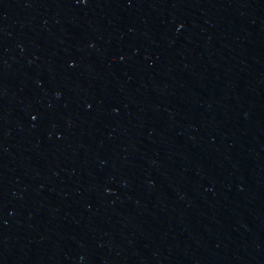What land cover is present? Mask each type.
Instances as JSON below:
<instances>
[{
  "label": "water",
  "instance_id": "obj_1",
  "mask_svg": "<svg viewBox=\"0 0 264 264\" xmlns=\"http://www.w3.org/2000/svg\"><path fill=\"white\" fill-rule=\"evenodd\" d=\"M0 264H264V0H0Z\"/></svg>",
  "mask_w": 264,
  "mask_h": 264
}]
</instances>
